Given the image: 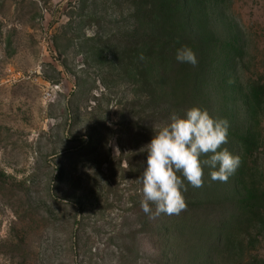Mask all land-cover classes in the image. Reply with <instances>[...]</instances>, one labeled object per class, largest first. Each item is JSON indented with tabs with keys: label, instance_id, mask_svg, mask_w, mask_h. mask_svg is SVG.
<instances>
[{
	"label": "rangeland",
	"instance_id": "obj_1",
	"mask_svg": "<svg viewBox=\"0 0 264 264\" xmlns=\"http://www.w3.org/2000/svg\"><path fill=\"white\" fill-rule=\"evenodd\" d=\"M178 2L0 0V264H264V218L219 231L264 212V0ZM194 107L230 122L241 165L151 218L141 149Z\"/></svg>",
	"mask_w": 264,
	"mask_h": 264
},
{
	"label": "clouds",
	"instance_id": "obj_2",
	"mask_svg": "<svg viewBox=\"0 0 264 264\" xmlns=\"http://www.w3.org/2000/svg\"><path fill=\"white\" fill-rule=\"evenodd\" d=\"M140 60L145 57L141 53ZM176 60L192 66L198 64L196 53L189 47L177 49ZM230 122L210 115L207 110L194 107L183 117L171 116V123L155 130L146 145L147 161L141 182V207L146 215H180L187 208L183 195L186 180L194 188L203 187L205 167L215 169L210 176L214 181L227 183L241 165V158L222 145L228 143ZM209 158L202 159L208 156ZM179 174V175H178ZM181 176L183 179H181ZM151 205H155L153 213Z\"/></svg>",
	"mask_w": 264,
	"mask_h": 264
},
{
	"label": "trees",
	"instance_id": "obj_3",
	"mask_svg": "<svg viewBox=\"0 0 264 264\" xmlns=\"http://www.w3.org/2000/svg\"><path fill=\"white\" fill-rule=\"evenodd\" d=\"M178 1L179 0H166V3L168 5H171V4L177 5L179 3ZM155 9H157L158 14H160L161 17L163 18L167 17L166 13L168 9L166 10L162 8L160 5L159 7H157V4H155ZM171 46H172V49H174V54L172 55V57H174L176 60L177 49L183 46H187V44H182V42H175V43L170 44L168 48H170ZM189 48H191L194 52L196 50V48L192 46H190ZM201 54H203V52ZM202 62H203V58L201 55L199 58V67L202 65L201 64ZM180 66L183 72H187L188 68L191 65L186 64V63H181ZM251 92H252L253 98L257 102L261 103L262 101H264V84H258L254 86ZM262 218H264V212L260 210L259 204L257 203L256 199H252V201H249V202L244 201L243 203H241V206H239V208L234 211V213L229 217V219L223 222L222 229L219 231L222 232L223 234L231 233L235 228L244 226L246 224L249 225L252 222L259 221Z\"/></svg>",
	"mask_w": 264,
	"mask_h": 264
}]
</instances>
